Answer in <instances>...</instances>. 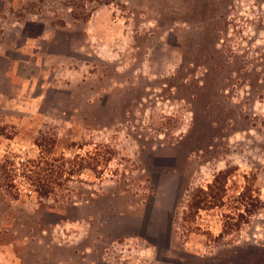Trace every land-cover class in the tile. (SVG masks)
<instances>
[{"label":"rangeland","instance_id":"obj_1","mask_svg":"<svg viewBox=\"0 0 264 264\" xmlns=\"http://www.w3.org/2000/svg\"><path fill=\"white\" fill-rule=\"evenodd\" d=\"M263 219L264 0H0V264H211Z\"/></svg>","mask_w":264,"mask_h":264},{"label":"crops","instance_id":"obj_2","mask_svg":"<svg viewBox=\"0 0 264 264\" xmlns=\"http://www.w3.org/2000/svg\"><path fill=\"white\" fill-rule=\"evenodd\" d=\"M255 233L254 230L253 240L247 242L246 246L238 247L232 253L226 251L221 256H216L211 264H264V219L261 234Z\"/></svg>","mask_w":264,"mask_h":264},{"label":"flooded vegetation","instance_id":"obj_3","mask_svg":"<svg viewBox=\"0 0 264 264\" xmlns=\"http://www.w3.org/2000/svg\"><path fill=\"white\" fill-rule=\"evenodd\" d=\"M152 210L153 209H148L146 215H145V220L143 221V226H140V230H139V234L141 237H144L145 239H147L150 242H154V243H164V239H165V234H166V230L168 225L166 226L163 222V224L161 223L160 227L158 228V236L155 235L154 233H152L151 231V226L153 224V215H152ZM157 232V231H156Z\"/></svg>","mask_w":264,"mask_h":264},{"label":"water","instance_id":"obj_4","mask_svg":"<svg viewBox=\"0 0 264 264\" xmlns=\"http://www.w3.org/2000/svg\"><path fill=\"white\" fill-rule=\"evenodd\" d=\"M171 232H172V217H170L169 219V228L167 233V248L170 247Z\"/></svg>","mask_w":264,"mask_h":264},{"label":"built area","instance_id":"obj_5","mask_svg":"<svg viewBox=\"0 0 264 264\" xmlns=\"http://www.w3.org/2000/svg\"><path fill=\"white\" fill-rule=\"evenodd\" d=\"M133 243H131V245H132ZM115 247V249H121L122 250V248H126V247H129V245H128V243H117L116 245H114ZM137 246V245H136Z\"/></svg>","mask_w":264,"mask_h":264},{"label":"trees","instance_id":"obj_6","mask_svg":"<svg viewBox=\"0 0 264 264\" xmlns=\"http://www.w3.org/2000/svg\"><path fill=\"white\" fill-rule=\"evenodd\" d=\"M213 187H215V186H212V189H213Z\"/></svg>","mask_w":264,"mask_h":264}]
</instances>
